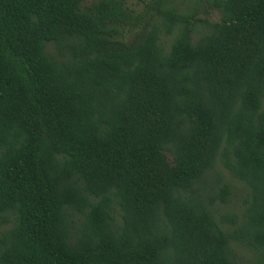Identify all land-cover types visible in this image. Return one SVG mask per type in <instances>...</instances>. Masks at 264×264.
<instances>
[{"label":"trees","instance_id":"obj_1","mask_svg":"<svg viewBox=\"0 0 264 264\" xmlns=\"http://www.w3.org/2000/svg\"><path fill=\"white\" fill-rule=\"evenodd\" d=\"M82 1L0 0V264H264V0Z\"/></svg>","mask_w":264,"mask_h":264},{"label":"rangeland","instance_id":"obj_2","mask_svg":"<svg viewBox=\"0 0 264 264\" xmlns=\"http://www.w3.org/2000/svg\"><path fill=\"white\" fill-rule=\"evenodd\" d=\"M96 0H83L80 4V8H84L90 3ZM149 0H128L127 5L130 9H132L136 13L144 12V4L143 2H148ZM198 0H169V5L175 7L181 13L190 12V9L197 5ZM196 18L200 20L207 21L208 23L218 22L220 15L217 11L211 10L207 7L205 3H201L200 7L196 11ZM134 29H132L133 31ZM201 26L197 24L193 28V39L197 40V38L201 35ZM132 34L131 31H126L125 36L127 39L130 38ZM172 40V36H163L161 39V44L163 48H167ZM220 178L222 182L229 184L232 188V196L231 200L227 205H222L220 207V213H228V214H237L240 215L243 209L242 202L246 196V188L239 181L233 179L228 172L224 169L221 163H217L216 169L210 175L211 178ZM5 226L0 227V232L4 230ZM235 251L240 259L244 262L248 261L252 257L249 250L243 248L242 246L235 245Z\"/></svg>","mask_w":264,"mask_h":264}]
</instances>
